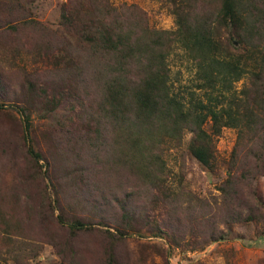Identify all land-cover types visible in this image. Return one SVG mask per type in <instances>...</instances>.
Instances as JSON below:
<instances>
[{"label":"rangeland","instance_id":"obj_1","mask_svg":"<svg viewBox=\"0 0 264 264\" xmlns=\"http://www.w3.org/2000/svg\"><path fill=\"white\" fill-rule=\"evenodd\" d=\"M110 4L118 10L139 8L154 30L176 29L174 6L167 0H110ZM65 12L74 16L72 21L65 20ZM92 13L91 0H0V216L19 227L6 233L0 220V264H107L111 240L101 225L112 231L121 214L114 199L133 194L131 206L150 220L135 223L138 232L118 247L121 264H264V174H250L249 181H241L247 201L242 208L230 206L248 214L250 204L255 219L225 224L229 209L219 189L228 178L236 130L224 128L214 135L212 169L190 153V133L182 142L164 141L162 191L172 193L171 205L150 185L107 161L112 136L97 133L102 127L97 114L100 88L93 83L86 92L85 83L78 86L67 80H77L73 69L68 70L69 57L85 62V33ZM24 15L39 22L38 27L19 21ZM170 67L176 92L195 90L196 69L180 47L171 56ZM52 98L60 101L53 109L47 102ZM27 118L30 142L44 156L41 167L29 159L24 138ZM206 128L212 132L210 123ZM241 162L256 165L247 152ZM185 192L202 201V210L187 214L177 205H186ZM156 197L162 202L154 204ZM149 198L152 202L147 205ZM186 214L192 222L183 219L186 235L179 245H173L167 234L155 235L167 215ZM76 220L91 221L96 229L71 237L68 224ZM212 229L223 233L224 239L204 244Z\"/></svg>","mask_w":264,"mask_h":264},{"label":"trees","instance_id":"obj_2","mask_svg":"<svg viewBox=\"0 0 264 264\" xmlns=\"http://www.w3.org/2000/svg\"><path fill=\"white\" fill-rule=\"evenodd\" d=\"M91 1L93 18L85 33V62L69 57L68 70L73 69L72 76L77 80H67L78 86L85 83L86 92L93 83L100 88L97 114L102 127L97 133L112 136L106 150L107 161L134 174L144 185L165 196V203L171 205L172 193L162 191L164 141L182 142L190 133V153L205 168L212 169L214 135L224 128L234 129L237 142L228 178L219 189L223 204L229 209L225 224L254 220L255 209L250 204L246 206L248 214H239L230 206L242 208L247 201L239 186L241 181H249L250 174H264V0H167L174 6L176 29L172 31L150 28L144 12L135 6L118 10L110 0ZM73 17L64 13L68 22ZM19 21L39 25L27 15ZM8 26L14 27L11 23ZM177 47L196 69L195 90L176 92L171 82L170 58ZM244 79L238 88L237 84ZM47 102L53 109L60 101L52 98ZM24 123L29 159L34 167L40 166L44 156L30 142L29 118ZM209 123L212 132L206 128ZM244 152L253 158L255 167L241 162ZM183 195L188 196L186 205H177L187 214L195 208L202 210L199 198L189 192ZM255 195L250 192V196L256 198ZM134 196L114 199L121 214L112 231L111 226L106 229L101 225L111 240L106 251L107 264H121L118 247L138 232L135 223L147 224L150 220L144 216L146 213L137 214L131 206ZM160 199L156 197L153 203L162 202ZM151 202L149 198L146 204ZM187 214L167 215L155 235L167 234L173 245H179L186 235L183 219L185 223L192 222ZM0 220L6 233L19 228H13L3 214ZM59 220L63 223L62 218ZM68 229L71 237H76L96 228L91 221L76 220L68 224ZM211 233L204 244L225 237L215 229Z\"/></svg>","mask_w":264,"mask_h":264}]
</instances>
